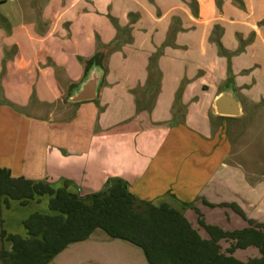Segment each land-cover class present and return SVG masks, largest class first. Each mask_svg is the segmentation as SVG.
<instances>
[{"label": "crops", "instance_id": "crops-1", "mask_svg": "<svg viewBox=\"0 0 264 264\" xmlns=\"http://www.w3.org/2000/svg\"><path fill=\"white\" fill-rule=\"evenodd\" d=\"M37 16L0 33V168L82 194L119 177L140 200L193 203L225 231L246 223L225 229L242 219L219 204L264 223V175L236 159L250 146L240 123L264 111V0H46ZM94 58L97 97L69 103ZM224 92L239 116L217 115ZM184 216L197 228L194 209ZM85 242L93 264L115 262L117 242Z\"/></svg>", "mask_w": 264, "mask_h": 264}, {"label": "trees", "instance_id": "trees-1", "mask_svg": "<svg viewBox=\"0 0 264 264\" xmlns=\"http://www.w3.org/2000/svg\"><path fill=\"white\" fill-rule=\"evenodd\" d=\"M99 64L97 58L92 59L87 71ZM31 202L39 206L44 202V209L35 207L18 217L12 230L0 227V264H50L71 245L97 232L137 247L147 264H264V223L247 218L235 204L217 207L231 208L246 226L225 231L207 224L193 203L175 207L166 201L140 200L119 177L108 178L97 192L82 194L67 179L34 181L12 177L8 169L0 168V210ZM188 208L197 214V228L184 216ZM221 241L228 243L225 249ZM248 247L256 248L258 257L242 261L234 256Z\"/></svg>", "mask_w": 264, "mask_h": 264}, {"label": "rangeland", "instance_id": "rangeland-1", "mask_svg": "<svg viewBox=\"0 0 264 264\" xmlns=\"http://www.w3.org/2000/svg\"><path fill=\"white\" fill-rule=\"evenodd\" d=\"M45 3L46 0H0V33L7 36L11 26L24 22L27 23L32 20L39 21L41 18L37 16L38 9ZM5 16L9 17V21L4 19ZM257 115L258 113H251L240 123V129L248 131L247 136L250 146L245 151L247 156L238 155L236 157L244 169L253 175L254 181H256L258 176L264 175V164H262L264 163V143H262L264 142V111H262L260 117ZM247 157L249 161L245 162L244 160ZM44 205V202L42 206H39V202H31V204L26 207L10 204L9 208L4 207L0 210V227L2 226L12 230L17 226L16 222L18 217L29 213V211L31 212L32 208L35 207L42 210L44 209L42 208ZM242 224H245V222L240 219L236 222L234 220H229L228 224L224 223L223 227L232 230L241 227ZM199 231L203 232L201 229ZM111 241L117 242L120 246L117 249L115 247L107 249L110 253L108 257L115 261H112L113 264H147L141 250L137 247L120 240ZM85 244L86 242L71 245L68 249L59 254L53 262H56V264H93L89 261V253ZM227 246L228 243H223L224 249ZM255 254V252L249 250L241 253L240 257L244 258Z\"/></svg>", "mask_w": 264, "mask_h": 264}, {"label": "water", "instance_id": "water-1", "mask_svg": "<svg viewBox=\"0 0 264 264\" xmlns=\"http://www.w3.org/2000/svg\"><path fill=\"white\" fill-rule=\"evenodd\" d=\"M103 76V71L96 65L91 66L80 86L68 98L69 103L90 101L97 97V89ZM217 115L237 117L241 113L239 103L229 92H224L215 100Z\"/></svg>", "mask_w": 264, "mask_h": 264}]
</instances>
